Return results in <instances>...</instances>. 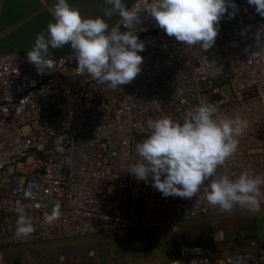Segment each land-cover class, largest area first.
<instances>
[{"label":"built area","instance_id":"1","mask_svg":"<svg viewBox=\"0 0 264 264\" xmlns=\"http://www.w3.org/2000/svg\"><path fill=\"white\" fill-rule=\"evenodd\" d=\"M151 3L132 0L127 7L139 23L118 18L112 25L145 46L140 73L119 88L78 72L73 50L40 69L26 53L0 54V264L20 246L159 230L210 216L264 218V201L254 214L221 212L205 199L220 175L264 174V17L247 0H227L236 7L204 51L168 37L150 14ZM202 103L217 107L216 118L240 116L248 127L235 155L196 196L163 197L150 178L138 181L129 173L140 159L135 145L150 135L151 122L182 123ZM56 204L60 217L45 222ZM20 215L35 227L26 239L15 236ZM143 264H264V240L237 251L180 244L172 258Z\"/></svg>","mask_w":264,"mask_h":264},{"label":"clouds","instance_id":"2","mask_svg":"<svg viewBox=\"0 0 264 264\" xmlns=\"http://www.w3.org/2000/svg\"><path fill=\"white\" fill-rule=\"evenodd\" d=\"M264 17V0H247ZM103 17H82L67 0H57L52 10L54 22L47 25V34L39 33L30 51L29 63L38 69L51 68L54 60L49 49L70 45L77 62V71L87 74L111 89L129 84L141 71L144 44L131 31L111 27L104 17L118 16L125 24L139 23L135 10L123 0H104ZM235 4L227 0H152L150 14L168 37L187 46L199 44L206 51L214 44L221 18ZM229 15H232L231 13ZM214 104L202 103L182 123L164 117L151 122L150 135L135 145L140 158L130 165L129 173L138 181H152V187L163 197L192 199L201 186L216 177L218 168L232 158L238 149L239 137L248 127L240 116L216 118ZM205 193L207 203L221 212L235 208L251 213L261 211L264 201V174L242 171L236 178L220 175L212 179ZM60 217V205L53 206L45 222ZM35 231L24 215L16 220L15 236L28 238ZM63 260V257H61Z\"/></svg>","mask_w":264,"mask_h":264},{"label":"rangeland","instance_id":"3","mask_svg":"<svg viewBox=\"0 0 264 264\" xmlns=\"http://www.w3.org/2000/svg\"><path fill=\"white\" fill-rule=\"evenodd\" d=\"M132 0H123L126 6ZM57 0L44 3L29 0H0V54L31 50L39 33L47 34L54 22L52 10ZM82 17H103L109 7L104 0H67ZM104 17L110 28L118 19ZM70 45L49 49L50 58L71 51ZM61 53V54H60ZM264 240V218L258 215L210 216L194 221H178L173 226L151 231H127L94 238L44 243L11 248L6 264H143L167 260L180 244H203L230 251L242 250L247 243ZM63 257V260H61Z\"/></svg>","mask_w":264,"mask_h":264},{"label":"crops","instance_id":"4","mask_svg":"<svg viewBox=\"0 0 264 264\" xmlns=\"http://www.w3.org/2000/svg\"><path fill=\"white\" fill-rule=\"evenodd\" d=\"M30 2H36V3H39V4H41V3H44V2H47L48 0H29ZM11 52H13V51H11ZM16 52H19V51H16ZM20 53H23V52H20Z\"/></svg>","mask_w":264,"mask_h":264},{"label":"trees","instance_id":"5","mask_svg":"<svg viewBox=\"0 0 264 264\" xmlns=\"http://www.w3.org/2000/svg\"><path fill=\"white\" fill-rule=\"evenodd\" d=\"M61 54V53H60ZM54 58V57H53Z\"/></svg>","mask_w":264,"mask_h":264}]
</instances>
